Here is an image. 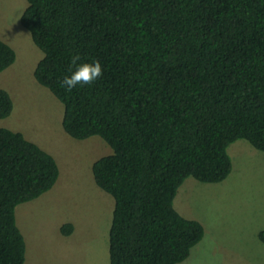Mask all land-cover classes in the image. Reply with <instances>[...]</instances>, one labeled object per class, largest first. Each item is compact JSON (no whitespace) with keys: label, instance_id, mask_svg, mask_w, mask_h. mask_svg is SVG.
I'll return each mask as SVG.
<instances>
[{"label":"trees","instance_id":"obj_1","mask_svg":"<svg viewBox=\"0 0 264 264\" xmlns=\"http://www.w3.org/2000/svg\"><path fill=\"white\" fill-rule=\"evenodd\" d=\"M27 3L21 24L43 52L34 76L64 105V131L100 137L113 150L92 167L115 201L110 264L184 262L205 235L174 206L184 182L225 181L228 148L240 139L264 153V0ZM76 55L78 63L99 61L103 72L69 92L60 81ZM16 58L0 39V73ZM13 109L0 88V119ZM59 176L51 154L0 128V264H26L16 209Z\"/></svg>","mask_w":264,"mask_h":264},{"label":"rangeland","instance_id":"obj_2","mask_svg":"<svg viewBox=\"0 0 264 264\" xmlns=\"http://www.w3.org/2000/svg\"><path fill=\"white\" fill-rule=\"evenodd\" d=\"M27 0H0V39L17 58L0 73V88L14 103L0 128L22 133L51 154L60 168L56 185L19 205L16 219L26 241V264H110V229L115 201L100 189L93 164L113 153L100 137L77 140L62 126L64 105L35 79L43 52L21 24ZM233 169L220 183L188 178L174 206L201 222L202 241L180 264H264V153L240 139L228 148ZM74 231L63 235L61 228Z\"/></svg>","mask_w":264,"mask_h":264},{"label":"clouds","instance_id":"obj_3","mask_svg":"<svg viewBox=\"0 0 264 264\" xmlns=\"http://www.w3.org/2000/svg\"><path fill=\"white\" fill-rule=\"evenodd\" d=\"M78 61H80L78 55L72 57L71 63L74 66V70L69 75H65L60 81V85L66 91L70 92L77 86L91 84L102 75L103 68L99 61L80 63Z\"/></svg>","mask_w":264,"mask_h":264},{"label":"crops","instance_id":"obj_4","mask_svg":"<svg viewBox=\"0 0 264 264\" xmlns=\"http://www.w3.org/2000/svg\"><path fill=\"white\" fill-rule=\"evenodd\" d=\"M60 177V176H59ZM59 180V179H58ZM58 182V181H57Z\"/></svg>","mask_w":264,"mask_h":264}]
</instances>
